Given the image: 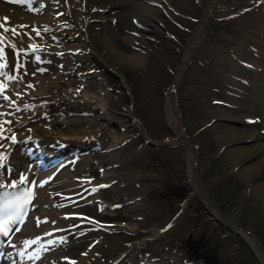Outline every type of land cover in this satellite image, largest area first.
Returning <instances> with one entry per match:
<instances>
[{"label": "rangeland", "instance_id": "1", "mask_svg": "<svg viewBox=\"0 0 264 264\" xmlns=\"http://www.w3.org/2000/svg\"><path fill=\"white\" fill-rule=\"evenodd\" d=\"M60 1L64 5L69 0ZM201 1L159 2L157 30L141 36L145 43L139 46L141 50L138 46L131 48H137L139 58L120 64L117 72L88 57V47L78 39L82 30L74 24L58 22V31L43 38V45L37 50L49 49L53 55L64 49L54 48L62 43L69 53L63 56L65 61L58 60L55 54L56 58L51 63L48 61L49 67L27 73L35 82L40 76L48 78V82L54 77L53 92L57 95L48 99L49 105L53 101L61 106L78 103L83 107L77 111L68 108L58 115L64 122L62 128L67 115L83 116L81 125L86 134L82 130V135L90 138L93 133L85 145V156L79 158L76 153L69 168L75 177L90 172L94 178L106 180L96 185L94 195L88 194L74 208L97 214L105 222L101 223L104 227L95 229L89 228L93 223L86 222L82 226L66 227L63 233H53L52 229L60 222H65L63 226L73 219H62L66 217L65 208L56 198L58 189L53 188L52 181L45 182L43 186L52 196L50 205L60 211L62 218L46 216L36 226V216L47 209L41 196L36 194L27 219L19 228L30 234L28 243L38 246L32 264L39 261L50 264L48 261L55 262L58 255L74 257L73 261L67 260L71 264H263L245 232L253 235L264 251V201L238 175L210 125L216 106L233 112L242 106L238 110L241 116H261L258 109L248 108L251 104L247 100L261 90L264 81L260 71L264 54L254 49L256 39L263 37V31L259 30H263L261 24H264V17L256 13L260 9L256 1L238 0L241 3L232 4L228 11L225 9L227 12L208 16L173 89L179 125L193 146L192 166L202 192L232 225L213 215L203 197L191 187L188 148L181 139L174 138L166 116L165 94L181 63L182 46L201 16ZM62 4L57 7L59 10H49L50 18L58 20L60 15L68 14ZM234 46L240 49L239 53ZM57 73L63 82L56 80ZM233 77H243L244 86L236 92ZM16 79L9 84L18 90L14 89L12 96L20 93L19 96H30L28 93L43 86L35 82L21 86L22 82ZM250 80H255L260 87ZM14 99L0 101L13 104L12 113L18 115L4 113L5 108L0 107V128L10 120L18 122L21 112L34 108L14 104ZM31 125L35 126L26 127L31 129ZM253 126L258 130L263 124ZM100 127H104L105 134L95 139L94 130ZM145 137L149 140H144ZM55 146L49 152H54ZM46 167L43 171L36 170L37 176L45 177L50 170ZM24 182L27 185L28 181ZM106 203L108 208H104ZM24 235H15L11 240ZM46 235L49 236L45 242ZM6 252L9 262L17 264L22 260L23 254H15L14 248ZM77 256H83L84 260L78 263Z\"/></svg>", "mask_w": 264, "mask_h": 264}, {"label": "bare ground", "instance_id": "2", "mask_svg": "<svg viewBox=\"0 0 264 264\" xmlns=\"http://www.w3.org/2000/svg\"><path fill=\"white\" fill-rule=\"evenodd\" d=\"M161 1H164L165 3V0H69L67 2L65 1L66 4L63 5L60 0H31L30 4L19 3L16 2V0H0V20H2L3 24H6V26L9 28L15 27L19 33V35L14 36L11 32H4V29L0 28V34L6 38L5 42L0 45V47L4 48V57L2 60H0V63L5 65L3 68H0V73H3L4 75L7 72H13L17 77L16 82L17 80L22 82L20 83L22 84L21 86L26 85V83L29 82L34 83L35 81L28 75V71L37 68L39 69L49 67V62L51 63V61L56 58L55 54H58L57 57H59L58 60H60L61 58H64L63 56H66L69 52L67 49H65V45L62 43H59L56 46L54 45V48L56 49L63 47L64 49L60 50L59 53L53 51V55L49 49L47 50L44 48L42 50L36 49L35 51H32L28 47L33 44L37 46L42 45L43 38L47 37L53 32L55 33L56 30L58 31V22L61 24L64 21H67L69 24H74L82 30V36L77 38L81 39V43L84 45V47H88L87 54L91 60H94V62L97 61L112 71L117 72L119 70L120 64H128V61L131 62L139 58L140 55L135 52L137 48L135 50L131 48L132 46H138L139 48V46L145 44L141 36L148 32L151 33L152 31L157 30L158 24L156 13L157 9L159 8L157 7V4H159ZM255 1L259 4L258 8H260L256 12L257 15L259 14L261 17H264V0H254V2ZM234 3L239 5L241 1H201V16L198 18L197 23L190 31L189 36L186 38L185 43L182 46L181 63L177 68V71L172 78V83L167 88L165 94L166 116L172 131L175 133L174 138L181 139L186 144L189 151L190 163H188V178L190 185L203 197L205 203L213 212V215L219 216L221 219H223V221L230 225H232L231 222L225 218L222 212L216 208L209 198H207V196L202 192L201 184L192 166L193 146L189 143L187 140L188 138L185 136L181 126L179 125L173 89L174 83L177 81L186 64L188 52L195 45L196 40L200 35L199 33H201L203 22L211 14L227 12V9H229ZM61 4L64 7V10L66 9L68 14L60 15L58 20H55L53 17L50 18L48 15L49 10L51 11L58 9L57 7H60ZM161 4L162 6L164 5L163 3ZM28 6H30L33 10H29ZM5 17H7L6 21L4 19ZM110 18L114 19L113 22ZM20 25H25L26 27H18ZM261 26L263 30L259 31H263V37H258V39H256L257 47H254V49L257 50L258 53L264 54V24H261ZM33 29L38 30L39 35H37V32ZM133 31L138 33H134ZM57 34H60V31L57 32ZM11 45H15V47L13 48ZM21 49L24 51L21 52ZM234 50L238 53L240 52V49L237 46H234ZM43 59L45 61H43ZM63 60L65 61V58ZM20 65H22V67H20ZM260 69L264 78V63L261 64ZM3 75H0V86H3V89H9V91L13 92L15 87H11L9 85L12 83V80L6 81ZM40 75L41 74H39V76ZM53 78V76L51 79L49 78V82L48 78L47 80L41 76L37 78L38 81L35 82L36 85L43 84V86L40 90L38 89L39 91L32 90L30 93H28L31 94L30 96H19L21 93L17 94V96L11 95V97L15 98V102H17V104H21L22 106L29 105L30 108H34L30 109L28 112L27 110L25 112H21L18 122L14 123V121H8V123L2 127V132H0V155L5 157L4 166L0 167V184H3L4 187H10L9 185L18 184L21 176L25 177V181H28V185L33 179L35 180V195L30 205L33 206V200L35 199L36 194H38V197L41 196V199H43V205L47 208L36 216V218H38L35 224L36 226H38L37 224H39L40 221L46 216L51 219L56 218L60 220L62 218L60 217V211L58 213V211L56 209H52V206L50 205L52 201L49 199V197L52 196L50 195L49 190L43 186L45 182L52 181V184L54 185L53 188L58 189V194L60 191H72L74 189H78L82 185L87 184V186L80 191V193L87 191L85 192L86 194H83L84 196L79 199V202L77 200L78 203L76 202L77 204H80L81 200L88 197L90 194H95L93 189H96V185L98 184L97 182L106 180L103 177L94 178L90 172L88 174L83 173L84 175L79 177H75L71 174L72 170H70L69 166L72 160L68 158H70L72 155H75V152H70L68 148L74 149V147H85L93 133H91L90 138H86L82 135L84 130L81 125V119H83V116L80 118L74 116L68 117L66 114L68 118L66 117L67 120L65 124H63L65 127L63 125V128L61 127V124L64 122L61 120L62 118L60 119L58 117L59 114L66 112L68 108L73 107L72 110L77 111L83 107H81V104L79 105L78 103L72 105L65 104L64 106H61L57 103H53V101L51 102L52 104L49 105L50 102H48V99H52L57 95L56 92H53V88L55 87ZM56 80L63 82L58 73L56 74ZM250 82L252 84H256L255 80H250ZM232 84L234 89L233 91L235 92L240 87L243 88V77H233ZM256 85L259 86L260 84L257 83ZM260 86L262 87L261 90H257L258 92L256 91L254 94L250 95V98L247 100L250 102L252 107L251 108L249 106L248 108L258 109L261 111L262 117H255L252 116V114H247L248 116L244 114L241 116V114L238 113V110L241 109L242 106L237 109V111L233 112L231 110L224 109V107L222 108L220 106H216L218 105L216 104L215 106L217 109L212 115L215 118L211 119L212 122L210 125L212 128H214V132L216 136H218L219 142L223 146L222 148L225 149L226 155L231 159L232 165L236 167L238 175L242 177L243 180L247 181L249 189L264 201V81ZM15 90L18 91L17 89ZM25 91L26 90H24V92ZM39 92L40 94L37 95ZM39 99L41 102H39ZM37 101L39 103L38 105ZM87 109L90 110V107ZM13 113L11 112L10 114L17 115L16 112ZM257 123L263 124V127H259L258 130H255L253 125ZM28 124H35V126L33 127L31 125V129H28L26 127ZM66 125L68 126L67 128ZM80 130L83 131L81 132ZM94 131V135H96L95 139H99L105 134L104 127H100L99 129L97 128ZM115 133L113 134L116 135ZM84 134H86L85 131ZM13 135L15 136V142H13L11 139ZM29 137H31V139H29ZM60 142H63L64 144L62 148H60V146H55ZM30 145L33 146L31 150L28 149ZM53 146H55L56 150H54V152H49L53 149ZM79 152L80 151H77L79 154L78 156H80L79 158L85 156L83 151V153ZM39 155L41 157L44 156L45 159L48 160L47 166L49 165L48 167H50V170L45 177H40L39 175L37 176L36 173V170L40 169L39 171H43L45 168H47L46 165H37V159L35 157ZM50 156L53 157L49 158ZM36 167H38V169H36ZM54 168L58 169L54 174H51V171ZM90 171H93V168H91ZM78 183H80L81 186L79 185L72 189L66 188L70 187V185L73 186ZM21 184L23 185V183ZM108 207L109 204L106 203L104 208ZM38 209H40V206L36 210ZM29 210H31V208ZM29 210L27 211V215L30 212ZM72 210L81 211L79 208H73L71 209L70 213L67 212V215H65L66 217L62 219H73V221L78 220V217L74 218V214L71 213ZM64 223L65 222H60L53 233L65 232L66 227L64 225L62 226ZM126 225L125 227H127ZM17 229L13 231L12 234L24 235L23 233H25V231H23V229H19V227ZM25 234L26 235H24V237H21L18 240L10 239L9 241L7 239V242L5 243L7 248L6 251H8L10 248H14V250L21 248L22 252L24 251V253H26V250L29 249L27 241L30 235H28L29 233ZM245 237L250 242L255 252L258 254L259 259L263 261L264 264V251L260 243H258L256 238L250 233L245 232ZM41 249L43 248L40 247V250ZM72 254L76 256V253H74L73 250ZM77 257L78 259L76 261L78 263L84 260L83 256ZM55 258L56 255L54 254V259ZM41 262L44 263V261H39L36 264H41ZM48 262L50 264H71L66 258L62 257V255H58V259H55V262L51 260Z\"/></svg>", "mask_w": 264, "mask_h": 264}, {"label": "snow or ice", "instance_id": "3", "mask_svg": "<svg viewBox=\"0 0 264 264\" xmlns=\"http://www.w3.org/2000/svg\"><path fill=\"white\" fill-rule=\"evenodd\" d=\"M16 2L19 3H26L30 4L31 0H16ZM33 10V9H29ZM38 10V9H37ZM5 21L7 20V17L4 18ZM18 27H26L25 25H20ZM0 28L4 29V32H11L14 36L19 35L16 28H9L6 26V24H0ZM37 32V35H39V31L36 29H33ZM5 37L0 34V45H2L5 42ZM11 47H15V45H11ZM21 52L24 51L23 49L20 50ZM32 51H35V46H32ZM4 57V48L0 47V60H2ZM5 65L3 63H0V68H3ZM22 67V65H20ZM40 71H43V69H40ZM0 75H3V73H0ZM9 80L16 79L15 76H7L6 77ZM28 87H32V85H28ZM3 90V86H0V91ZM4 99H8L7 97H3ZM25 108H28L29 105H24ZM19 110V109H17ZM253 122V121H250ZM0 132H2V128H0ZM12 141L15 142V136L13 135L11 137ZM31 139V137H29ZM4 160L5 157L0 155V167L4 166ZM25 177L21 176L19 183H24ZM10 187L15 188L17 185H9ZM4 187L3 184H0V189ZM95 191V189H93ZM33 193L31 189L27 190L26 196H10L7 193L0 192V234L7 235L8 234V228L7 225L9 222L15 223L17 221L18 216L23 215V208L24 205L29 203L31 200ZM18 230V229H17Z\"/></svg>", "mask_w": 264, "mask_h": 264}, {"label": "water", "instance_id": "4", "mask_svg": "<svg viewBox=\"0 0 264 264\" xmlns=\"http://www.w3.org/2000/svg\"><path fill=\"white\" fill-rule=\"evenodd\" d=\"M148 140H149V139H147V141H148ZM151 143H154V144H155V143H157V142H155V141H151Z\"/></svg>", "mask_w": 264, "mask_h": 264}]
</instances>
